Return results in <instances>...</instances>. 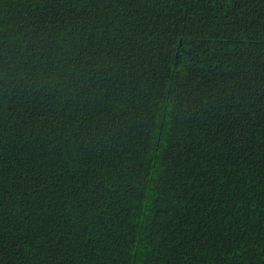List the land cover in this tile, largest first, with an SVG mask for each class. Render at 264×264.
<instances>
[{
	"label": "trees",
	"instance_id": "trees-1",
	"mask_svg": "<svg viewBox=\"0 0 264 264\" xmlns=\"http://www.w3.org/2000/svg\"><path fill=\"white\" fill-rule=\"evenodd\" d=\"M0 264H264V0H0Z\"/></svg>",
	"mask_w": 264,
	"mask_h": 264
}]
</instances>
